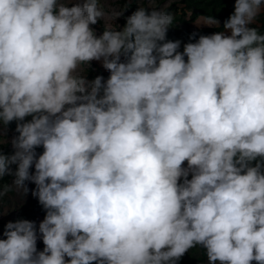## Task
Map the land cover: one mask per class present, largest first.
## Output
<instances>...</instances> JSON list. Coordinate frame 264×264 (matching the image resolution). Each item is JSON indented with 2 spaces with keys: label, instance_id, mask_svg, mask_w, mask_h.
<instances>
[{
  "label": "clouds",
  "instance_id": "obj_1",
  "mask_svg": "<svg viewBox=\"0 0 264 264\" xmlns=\"http://www.w3.org/2000/svg\"><path fill=\"white\" fill-rule=\"evenodd\" d=\"M262 14L235 0L180 52L160 9L97 37L98 0H0V125L18 133L0 178L35 184L46 211L43 251L35 222L9 221L0 264H177L197 246L208 264H264ZM93 60L106 82L75 75Z\"/></svg>",
  "mask_w": 264,
  "mask_h": 264
},
{
  "label": "rangeland",
  "instance_id": "obj_2",
  "mask_svg": "<svg viewBox=\"0 0 264 264\" xmlns=\"http://www.w3.org/2000/svg\"><path fill=\"white\" fill-rule=\"evenodd\" d=\"M182 0H98L99 7L104 12L103 18L98 21L95 25H90L94 35L99 37L105 31V28L109 30H122L126 23V18L130 16L138 7H143L146 9L156 8L160 10H165L171 4L176 3L178 10H181L184 5L181 4ZM78 0H65L66 6L72 7ZM114 12H124V15L119 19H116L113 15ZM264 17V14L257 18V21L254 24L259 26L262 25L261 20ZM190 18V12H187L186 19ZM209 20L204 17H200L196 22L191 23L189 27L196 31L199 29H206L214 26H219L222 22L221 19H218L220 24H210ZM250 26V25H249ZM230 34V33H226ZM178 51L183 52V49H178ZM187 57H185V60ZM121 62H126L125 58L121 56ZM75 75L86 78L91 81L94 80L97 76H102L103 80H106L110 76V72L103 68L102 61H91L88 65H81ZM102 94V93H101ZM32 117H25L22 123L31 121ZM17 126V121H13L7 126L0 125V152L5 155H11L14 151L10 141L13 137L17 136L18 133L15 131ZM37 157L41 154L37 152ZM13 172L15 171L16 166L12 165ZM183 167H187V162L184 163ZM34 165L30 169V172L34 173ZM191 175V174H190ZM188 179H191L189 176ZM14 176L6 175L3 178H0V239H6L3 236L4 226L9 221L17 220H29L35 222L36 231H37V252L43 251L45 245L43 244L42 234L39 233V224L43 221L46 211L43 209L42 205L38 203V200L31 195V190L35 188V184L31 182H26L27 187L29 188V193L25 195L23 191L17 190L14 186L9 188V185L12 184ZM183 182V178L180 181ZM71 239V237H69ZM186 258L193 256L194 263L188 261L185 264H208L207 257L205 258L204 263L200 262L199 258L201 257L199 247L190 249L185 253ZM69 258L66 257V260ZM180 262V261H179ZM180 264V263H179ZM219 264V262H216ZM251 264H257V262L252 261Z\"/></svg>",
  "mask_w": 264,
  "mask_h": 264
},
{
  "label": "trees",
  "instance_id": "obj_3",
  "mask_svg": "<svg viewBox=\"0 0 264 264\" xmlns=\"http://www.w3.org/2000/svg\"><path fill=\"white\" fill-rule=\"evenodd\" d=\"M181 4L184 7L178 10L176 3L171 4L168 8L163 11L171 13L173 15V22L170 25L166 40L167 41H181L179 49H183L186 43H195L200 35H211L213 33L223 31V22L234 12L235 0H182ZM187 12H190V18L187 20ZM200 17H204L209 20L215 18L216 20L221 19L222 22L219 26H214L206 29L192 30L189 25L196 22ZM262 25L251 24L249 27L258 28L259 31L264 34V17L261 20ZM195 33L194 39H189L192 34ZM16 127V126H15ZM38 153H43L44 149L42 146L36 148ZM40 154V155H41ZM255 162H253L254 166ZM191 177V175H189ZM200 249L201 257H197L200 262L204 263L206 255L205 249L198 246ZM193 256H183L177 264L194 263Z\"/></svg>",
  "mask_w": 264,
  "mask_h": 264
}]
</instances>
